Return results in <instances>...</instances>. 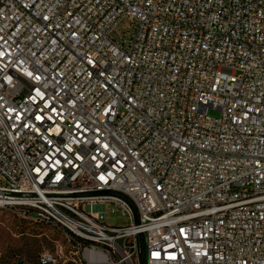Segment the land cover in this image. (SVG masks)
Listing matches in <instances>:
<instances>
[{
    "label": "built area",
    "instance_id": "obj_1",
    "mask_svg": "<svg viewBox=\"0 0 264 264\" xmlns=\"http://www.w3.org/2000/svg\"><path fill=\"white\" fill-rule=\"evenodd\" d=\"M0 209L16 264H264V0H0Z\"/></svg>",
    "mask_w": 264,
    "mask_h": 264
},
{
    "label": "rangeland",
    "instance_id": "obj_2",
    "mask_svg": "<svg viewBox=\"0 0 264 264\" xmlns=\"http://www.w3.org/2000/svg\"><path fill=\"white\" fill-rule=\"evenodd\" d=\"M124 21L119 29L128 26ZM213 116L220 115L217 110H210ZM108 223L113 225H127L131 219L123 215L115 203L103 206ZM45 233L48 234L45 235ZM55 231L47 225L18 216L12 211L0 209V264H16L19 259L36 261L44 248L53 246Z\"/></svg>",
    "mask_w": 264,
    "mask_h": 264
},
{
    "label": "trees",
    "instance_id": "obj_3",
    "mask_svg": "<svg viewBox=\"0 0 264 264\" xmlns=\"http://www.w3.org/2000/svg\"><path fill=\"white\" fill-rule=\"evenodd\" d=\"M37 260V259H36ZM29 261V260H28ZM31 262H33V261H31Z\"/></svg>",
    "mask_w": 264,
    "mask_h": 264
}]
</instances>
